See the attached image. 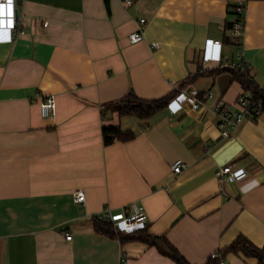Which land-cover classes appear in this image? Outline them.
Masks as SVG:
<instances>
[{"label":"crops","instance_id":"obj_1","mask_svg":"<svg viewBox=\"0 0 264 264\" xmlns=\"http://www.w3.org/2000/svg\"><path fill=\"white\" fill-rule=\"evenodd\" d=\"M245 1L18 4L23 33L0 32V264H120L122 255L125 264H176L146 242L96 233L105 208L121 219L143 206L149 232L191 264H206L239 236L264 245V113L223 138L212 109L219 99L235 108L243 88L228 71L207 73L243 62L264 89V1L246 3L240 45L224 41ZM141 19L144 40L131 43ZM180 88L214 97L199 110L176 101L147 121L104 117V106L130 92L151 100ZM48 96L56 110L44 116ZM105 126L136 137L105 145ZM177 161L186 164L179 174ZM227 166L235 179L222 181ZM78 190L85 204L75 201Z\"/></svg>","mask_w":264,"mask_h":264},{"label":"trees","instance_id":"obj_2","mask_svg":"<svg viewBox=\"0 0 264 264\" xmlns=\"http://www.w3.org/2000/svg\"><path fill=\"white\" fill-rule=\"evenodd\" d=\"M252 1H264V0H246L244 4ZM238 6L235 7V9ZM232 13L237 14V22L244 21L243 14H239L236 10ZM235 21V22H236ZM234 22H227L226 30L233 28ZM240 37H234L226 35L225 42L235 46H239ZM222 71H228L231 74L232 81L238 82L242 88V94H248L251 102H254L256 106H259L262 113H264V89L257 83L249 72L248 67L245 65L242 72L236 68H224L217 69L211 72H207L208 75H215ZM195 80V76L188 78V80L182 83L191 84ZM180 96L178 90H174L168 95L158 99H143L137 96L135 93L130 92L120 100L111 102L104 106V117L107 114L118 113L120 117H136L140 120L147 121L154 117L157 113L171 107L172 103ZM103 141L105 145H110L116 141L128 142L136 137V134L131 130H123L120 126H105L102 130ZM94 230L98 234L105 235L107 237L120 240L121 243L139 240L148 243L151 246H156L163 254L170 257L176 264H191L167 239L165 235L157 236L149 232L148 228L140 230L134 234H126L122 231H117L115 226L107 223L98 218L94 219ZM221 257H225L229 254L243 255L247 258H254L257 260V264H264V245L259 247L255 245L245 236H239L229 246L220 251ZM222 258L210 257L206 264H221Z\"/></svg>","mask_w":264,"mask_h":264},{"label":"built area","instance_id":"obj_3","mask_svg":"<svg viewBox=\"0 0 264 264\" xmlns=\"http://www.w3.org/2000/svg\"><path fill=\"white\" fill-rule=\"evenodd\" d=\"M23 1L24 0H12V15H5L4 24L0 26V32H8V39L14 40V38H16L15 35L20 36L23 33L24 26L22 23V17L19 16L17 8L18 4L22 5ZM126 3L129 5L132 3V0H126ZM0 4H3L5 9L7 8V0H0ZM236 10L239 14H244L245 4L240 3ZM8 20H11V26L8 25ZM139 23V30L129 36L131 43H138L144 40V25L146 20L141 19ZM45 25H47V23H45ZM243 30V21H236L233 24L232 35L234 37H241ZM214 44L220 45L221 41H215ZM152 46L157 47L158 44H152ZM229 67L239 69L243 72L245 64L243 62H241V64L231 63L229 64ZM178 91L180 92V96L174 102L177 101L184 104L186 103L193 109L198 110L204 108L206 101L211 100L214 97L212 92H202L197 88H180ZM41 107L42 114L44 116L53 114L56 110V101L54 96H48L42 103ZM212 110L218 117L217 127L223 138H229L232 133L238 130L246 120L256 121L263 114L260 109V104L259 106H256L254 102H251L248 94H241L239 96L235 108H231L224 100L219 99L216 101ZM172 167L174 173L179 174L186 168V164L182 161H177ZM218 176L222 181L226 179H235V175L232 173V168L230 166L222 168L218 172ZM75 201L79 204H85L86 195L83 190L75 192ZM128 211L129 210L126 208L125 212L128 214L125 217L118 219L110 208H105L101 213L96 214L95 218L114 225L117 231L119 230L126 234H134L147 228L148 215L143 206L137 207L133 213H129ZM67 239L71 240L72 236L68 235ZM212 257L223 259L220 253H215ZM126 262V257L122 255L120 257V264H125Z\"/></svg>","mask_w":264,"mask_h":264},{"label":"snow or ice","instance_id":"obj_4","mask_svg":"<svg viewBox=\"0 0 264 264\" xmlns=\"http://www.w3.org/2000/svg\"><path fill=\"white\" fill-rule=\"evenodd\" d=\"M5 15L11 16L12 15V0H7V8L5 9L3 4H0V26L4 24V17ZM8 25L11 26V20L7 21ZM6 37V33L4 34Z\"/></svg>","mask_w":264,"mask_h":264}]
</instances>
